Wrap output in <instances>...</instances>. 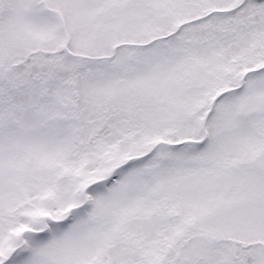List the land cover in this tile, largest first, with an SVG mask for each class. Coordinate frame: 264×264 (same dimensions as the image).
Instances as JSON below:
<instances>
[{
    "label": "snow or ice",
    "instance_id": "obj_1",
    "mask_svg": "<svg viewBox=\"0 0 264 264\" xmlns=\"http://www.w3.org/2000/svg\"><path fill=\"white\" fill-rule=\"evenodd\" d=\"M0 264H264V0H0Z\"/></svg>",
    "mask_w": 264,
    "mask_h": 264
}]
</instances>
